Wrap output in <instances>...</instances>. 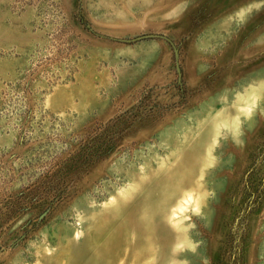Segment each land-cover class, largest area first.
<instances>
[{"label": "rangeland", "instance_id": "1", "mask_svg": "<svg viewBox=\"0 0 264 264\" xmlns=\"http://www.w3.org/2000/svg\"><path fill=\"white\" fill-rule=\"evenodd\" d=\"M0 264H264V0H0Z\"/></svg>", "mask_w": 264, "mask_h": 264}, {"label": "water", "instance_id": "2", "mask_svg": "<svg viewBox=\"0 0 264 264\" xmlns=\"http://www.w3.org/2000/svg\"><path fill=\"white\" fill-rule=\"evenodd\" d=\"M148 38H159V39H163V40H166L167 42H169L170 45L173 48V52H174V55H175V59L177 61V57H178L177 48L175 47V45L173 44V42L171 40H169L167 37H165L163 35L148 34V35H142V36H139V37H135L133 39H122L120 41L121 42H126V43H131V42L139 41V40H142V39H148ZM177 71L179 73L178 67H177Z\"/></svg>", "mask_w": 264, "mask_h": 264}, {"label": "bare ground", "instance_id": "3", "mask_svg": "<svg viewBox=\"0 0 264 264\" xmlns=\"http://www.w3.org/2000/svg\"><path fill=\"white\" fill-rule=\"evenodd\" d=\"M174 218V217H173Z\"/></svg>", "mask_w": 264, "mask_h": 264}]
</instances>
